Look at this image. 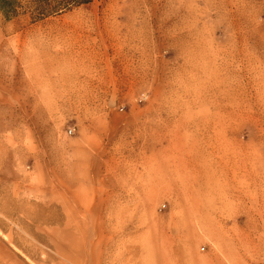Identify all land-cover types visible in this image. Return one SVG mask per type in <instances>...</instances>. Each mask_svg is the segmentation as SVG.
I'll use <instances>...</instances> for the list:
<instances>
[{
  "label": "rangeland",
  "instance_id": "rangeland-1",
  "mask_svg": "<svg viewBox=\"0 0 264 264\" xmlns=\"http://www.w3.org/2000/svg\"><path fill=\"white\" fill-rule=\"evenodd\" d=\"M79 1L0 11V264H264V0Z\"/></svg>",
  "mask_w": 264,
  "mask_h": 264
},
{
  "label": "trees",
  "instance_id": "trees-1",
  "mask_svg": "<svg viewBox=\"0 0 264 264\" xmlns=\"http://www.w3.org/2000/svg\"><path fill=\"white\" fill-rule=\"evenodd\" d=\"M52 2V0H51ZM85 1L63 0L51 6L50 0H0V11L7 17H14L21 12L31 10L38 15H51L60 10L67 9L70 5L80 4ZM49 5V7H47Z\"/></svg>",
  "mask_w": 264,
  "mask_h": 264
},
{
  "label": "bare ground",
  "instance_id": "bare-ground-1",
  "mask_svg": "<svg viewBox=\"0 0 264 264\" xmlns=\"http://www.w3.org/2000/svg\"><path fill=\"white\" fill-rule=\"evenodd\" d=\"M62 57V56H61ZM78 57V56H77ZM79 60V59H78ZM86 71V70H85ZM60 73V72H59ZM64 76V75H63ZM62 76V77H63ZM61 77V78H62ZM75 77H77V76H75ZM66 78V77H65ZM218 78V77H217ZM63 79V78H62ZM63 80H65V79H63ZM216 80V79H215ZM65 81H68V80H65ZM218 81V80H217ZM219 82V81H218ZM222 82V81H221ZM60 91V90H59ZM227 95V94H226ZM221 97V96H220ZM225 97V96H224ZM232 97V96H231ZM231 97H229V98H231ZM233 100V99H232ZM218 101H220V100H216L215 102H214V105H215V108L218 110V111H223L222 109V107H219V102ZM226 101V100H225ZM234 101V100H233ZM232 101V102H233ZM239 104V103H238ZM225 110V109H224ZM224 112V111H223ZM231 113V112H230ZM227 114H229V112L227 111ZM230 115V114H229ZM202 117V116H201ZM210 171V170H209ZM221 172V171H220ZM203 187V186H202ZM194 189V188H193ZM222 190V189H221ZM219 193V192H218ZM211 194V193H210ZM221 197H222V195H221ZM225 200V199H224ZM225 202V201H224ZM150 238V237H149ZM147 240H149L148 239V237H147ZM146 240V241H147ZM142 242V241H141ZM164 241L162 240V242H161V246H159V250L155 253L154 252V250L155 249H152V244H151V242H150V240H149V242L148 243H146L145 242V240H143V242H142V252H145L146 253V255H147V258L146 259H143V261L146 263V262H149L150 264H155V262H157V261H159V263L158 264H169V260L171 259L170 258V256H171V254H170V251H169V247L167 248V245L165 244V242L163 243ZM146 244H151V247L150 246H148V245H146ZM158 249V248H157ZM156 251V250H155ZM154 253H155V255H154ZM154 256H157L158 257V260H157V258L155 259V257ZM144 258V257H143ZM171 261V260H170Z\"/></svg>",
  "mask_w": 264,
  "mask_h": 264
},
{
  "label": "built area",
  "instance_id": "built-area-1",
  "mask_svg": "<svg viewBox=\"0 0 264 264\" xmlns=\"http://www.w3.org/2000/svg\"><path fill=\"white\" fill-rule=\"evenodd\" d=\"M70 132H71V130H70Z\"/></svg>",
  "mask_w": 264,
  "mask_h": 264
}]
</instances>
